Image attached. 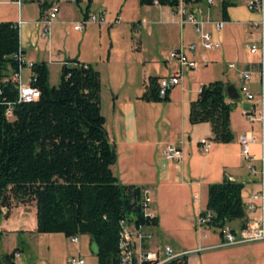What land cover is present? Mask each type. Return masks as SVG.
Listing matches in <instances>:
<instances>
[{
  "label": "crops",
  "instance_id": "obj_1",
  "mask_svg": "<svg viewBox=\"0 0 264 264\" xmlns=\"http://www.w3.org/2000/svg\"><path fill=\"white\" fill-rule=\"evenodd\" d=\"M46 1V4L55 2L59 12L45 38L39 36L38 5L33 12L27 10L32 2L17 5L12 0H0V21L17 24L22 55L30 61H44L48 74L51 65H58L61 69L62 63L70 58L89 63L97 70L101 84L100 112L108 140L116 153L111 170L119 184L148 189L150 203L147 211L156 217L155 224L150 228L153 233L151 246L169 245L162 240L166 235L172 236L173 228L170 225L185 218L196 232L195 240L176 249L169 246L174 252L186 255V264H200L196 253L208 249L231 252L218 257L223 264H236L238 260L235 259L239 256L251 264H258L264 258V247L250 246L254 241L220 245L222 237L218 229L210 226L197 228L196 216L198 208L205 205L208 184L223 178L239 182L244 204L251 193L260 189V180L264 181V89L261 100L259 57L250 54L246 46L249 33L256 35L251 22L261 18L264 22V8L260 15L245 8L246 0H229L233 4L226 7V19L220 30H214L210 24L203 25L218 46L210 50L198 49V66L187 70L179 82L167 90L165 98L145 100L142 93L148 77L154 76L158 80L169 75L177 66L166 57L163 42L170 50L181 43L195 41L197 38L192 27L179 25L177 15L172 14L167 6L154 3L139 5L138 0H92L86 13L101 9L106 22L86 25L81 31L71 27L72 33H75L73 39L79 47L70 48L71 31H68L67 25L84 15L81 9L84 0L80 2V7L72 0ZM195 4L202 8L203 17L213 20L222 18L220 0H213L209 4L206 0L187 2L186 8ZM114 14H119L121 20ZM95 33L99 39L97 45L91 39ZM239 38L242 47L239 46ZM229 62H233L238 69L246 67L251 70L248 86L254 97L247 100L243 96L246 100L240 103L237 102L239 99L235 101L229 113L232 138L228 142H217L212 140L208 122L190 123L189 104L196 98L200 86L212 80L222 81L224 89L228 84L233 85L241 95L237 71L227 68ZM225 99L232 101L226 93ZM247 110H251L256 117L261 116L263 124L257 119L248 121L243 116V111ZM240 133L255 138L249 144V158L261 173L251 174L245 169L237 142ZM200 138L209 143L206 150L202 148ZM167 142L180 147V159L166 160L161 156V148ZM195 194L198 197L196 200L193 199ZM34 213L33 203L17 204L10 209L9 217L0 221V239L6 240V247L1 252L7 250L6 254H9L16 248L19 253L17 258H20L18 237L31 241L43 234L35 232ZM244 219L246 225L254 221L264 225V208L245 211ZM239 224V219H233L225 226L236 233ZM86 237L88 243L89 237ZM203 241L205 243L201 244ZM76 250L79 251L78 245ZM4 259L3 262L0 260V264L5 262Z\"/></svg>",
  "mask_w": 264,
  "mask_h": 264
},
{
  "label": "trees",
  "instance_id": "obj_2",
  "mask_svg": "<svg viewBox=\"0 0 264 264\" xmlns=\"http://www.w3.org/2000/svg\"><path fill=\"white\" fill-rule=\"evenodd\" d=\"M81 1L73 2L80 7ZM91 1L84 0V15ZM153 1L138 0V4L151 5ZM155 1L169 8L177 3ZM231 4L220 0L223 19ZM37 5L41 11L48 4ZM17 52L22 54L17 24L0 21V221L9 217L13 206L33 203L35 232H58L65 237L87 234L96 264H121L120 220L155 224L156 217L142 214L141 187L121 185L112 173L116 153L100 112L98 72L89 63L66 59L61 65L62 88L48 83L44 61H33L31 85L38 89V97L19 102L14 83L2 80L18 68L12 56ZM142 98H165L157 95L156 77H148ZM234 103L225 99L222 81H209L190 102L189 121L208 122L212 140L228 142L232 138L229 113ZM8 104L9 119L4 115ZM240 191L241 184L227 178L207 185L204 207L212 214L208 226L219 230L233 219L240 220L239 229L246 226ZM15 251L4 256V263H13ZM185 258L171 264H186Z\"/></svg>",
  "mask_w": 264,
  "mask_h": 264
},
{
  "label": "built area",
  "instance_id": "obj_3",
  "mask_svg": "<svg viewBox=\"0 0 264 264\" xmlns=\"http://www.w3.org/2000/svg\"><path fill=\"white\" fill-rule=\"evenodd\" d=\"M15 4L20 5L25 1H35L37 4L47 3L46 0H12ZM74 1V0H72ZM213 0H206L209 4ZM187 2H193V0H177L176 5L171 9V13L177 15V22L179 25L188 24L192 27L193 33L196 35V40L181 43L176 47L171 48L168 51L167 58L174 61L176 68L166 76H162L157 80V95L159 97L165 96L167 90L173 85L177 84L182 75L190 69H195L198 66L196 59L197 50H210L218 46V42L210 37L208 31L203 29L204 24H210L214 30L218 31L223 27L224 19L213 20L208 17H203L202 8L199 5H193L190 8H186ZM157 4L156 1H153ZM264 0H246L245 7L251 11L263 14ZM59 12V6L55 2L49 3L46 7L42 8L37 19V23L40 27L39 36L45 38L49 34V28L53 20L57 17ZM106 20L103 15V11L99 9L96 12L86 13L78 21L73 22L72 28L77 31H81L86 25L89 24H102ZM256 30V35L249 33V39L247 41V50L250 54H256L259 57L258 62V76L260 87V99L263 97L264 89V22L263 19L259 21L251 22ZM16 61H18V68L15 71H10L8 75H5L2 80H10L14 83L17 90V101L28 102L35 100L38 97V89L31 85V81L34 79V75L30 71L33 61H26L24 56L17 52L12 55ZM23 67H27L28 75L26 81H23L21 70ZM227 68L236 69L239 80V92L247 100H252L254 95L249 90L248 80L251 75V70L242 67L236 68L233 62L227 64ZM4 115L6 118H11V105L8 104L4 109ZM243 116L248 121L260 120L263 124L261 116L256 117L251 110L243 111ZM255 141L253 136H247L245 133H240L237 136V142L239 144V153L245 160L244 167L248 173H261V170H257L251 163L249 158V144ZM202 148L206 150L209 143L204 139H199ZM161 156L166 160H178L181 158L182 151L180 147L172 142L165 143L161 148ZM264 181L260 180V189L249 195V200L243 204V208L246 212L253 211L254 209L262 210L264 208ZM140 203L142 206V214L147 217L153 215L147 211L149 207L150 199L147 188H141ZM197 195H193V199L196 200ZM210 210L198 208L196 216L197 228L208 226L211 219ZM119 229V241H118V255L121 264H171L179 261L185 254L183 252H174L173 249L163 244L161 247L151 246L153 239V233L151 231L152 224L150 222L135 223L130 220H120ZM219 234L222 237L220 245L228 246L238 243L253 242L264 240V225L259 222H250L244 228L239 229L236 233L231 232L226 226L221 227ZM70 242H77V235L68 237ZM19 253L13 252V259L17 258ZM186 256V255H185ZM70 264H84V259L79 256H69L67 259Z\"/></svg>",
  "mask_w": 264,
  "mask_h": 264
},
{
  "label": "rangeland",
  "instance_id": "obj_4",
  "mask_svg": "<svg viewBox=\"0 0 264 264\" xmlns=\"http://www.w3.org/2000/svg\"><path fill=\"white\" fill-rule=\"evenodd\" d=\"M32 2L31 5H28L27 10L29 12H33L37 8V2ZM81 4V3H80ZM124 4V3H123ZM246 8V7H245ZM247 9V8H246ZM248 10V9H247ZM249 11V10H248ZM251 12V11H249ZM150 13H147L148 15ZM115 17H117L119 20H121V16L118 14H114ZM125 24V23H124ZM123 24V25H124ZM128 26H130V23H127ZM72 24L67 25V29L70 32V41H69V47L70 48H76L78 46L77 42L73 39V36L75 33H72L71 29ZM121 34V32H119ZM98 35L95 33L93 34L92 42H95V45H97V41H99ZM101 42V38H100ZM164 43V44H163ZM162 48L166 51V57L168 54L169 49L166 48L165 42H163ZM241 38H239V46L242 47ZM79 47V46H78ZM26 61H30V59H27L25 57ZM49 65V63H47ZM56 69V70H54ZM50 72L48 74V83L50 85H56L58 83V78L60 74V67L58 65H51L50 66ZM23 81H26L27 75H28V69L27 67H23L21 70ZM100 84V83H99ZM101 84L99 85L100 88ZM241 94V93H240ZM240 98L237 101L240 103L242 100H246L243 95H239ZM244 160V159H243ZM245 163V160H244ZM30 207L27 209V213H29ZM14 212V211H13ZM26 213V214H27ZM13 215H16V213H13ZM170 227L173 228L172 236L166 235L164 240H162L165 243H168L172 248H180L181 245L189 244L192 240H195L196 238V232L193 228H191L190 221L186 220L185 218H182V220L179 223L171 224ZM87 235L86 234H78V241L76 243L70 242L68 237H64L61 233H43L39 237L36 236L31 241H28L26 238L18 237L19 246L21 250L20 258H16L14 260L13 264H70L68 263L67 259L69 256H79L81 255L84 259V264H95V255L93 252V245L91 243H87ZM162 242V243H163ZM161 243V242H160ZM205 241H203L201 244H204ZM6 240L0 239V252L2 249H5L6 246ZM77 245L79 246V251L77 252L76 248ZM250 246L256 247V246H262L264 247V240L260 241H254ZM10 251V250H9ZM7 250L5 252H1L0 254V260L1 262L3 257L6 255ZM231 252H225L224 250L219 249H208V250H202L196 253V255L199 257L200 264H223L221 262V259H219L222 256H225V254H228ZM193 254H187V256ZM219 257V258H218ZM236 264H251L249 261L242 260V256H239L235 259ZM4 264V263H3ZM258 264H264V258L258 262Z\"/></svg>",
  "mask_w": 264,
  "mask_h": 264
},
{
  "label": "water",
  "instance_id": "obj_5",
  "mask_svg": "<svg viewBox=\"0 0 264 264\" xmlns=\"http://www.w3.org/2000/svg\"><path fill=\"white\" fill-rule=\"evenodd\" d=\"M63 79H64V72L62 70L58 78V84L62 88H63ZM225 93L230 99L234 101H237L239 99V94L237 93L236 88L231 84L225 86Z\"/></svg>",
  "mask_w": 264,
  "mask_h": 264
}]
</instances>
